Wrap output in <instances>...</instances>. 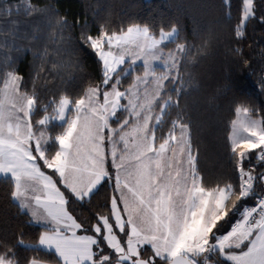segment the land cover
Segmentation results:
<instances>
[{"label":"snow or ice","instance_id":"1","mask_svg":"<svg viewBox=\"0 0 264 264\" xmlns=\"http://www.w3.org/2000/svg\"><path fill=\"white\" fill-rule=\"evenodd\" d=\"M258 9L264 0H240L237 44L249 23L264 25ZM14 11L49 27L59 15L33 0H0V50L25 51L16 42L29 33ZM55 24L63 39L71 26L63 18ZM39 39L37 28L31 40ZM180 40L181 29L162 26L157 34L148 24L119 31L101 25L96 35L82 30L80 42L102 65L101 82L79 98L53 93L47 102L26 90L7 57L0 68V176L10 182L12 200L29 211V226L42 230L33 243L23 233L0 236V264H50L48 255L55 264H222L221 257L264 264V119L231 121L235 178L207 183L182 103L194 81L184 78L190 45ZM169 43L176 46L165 51ZM46 56V49L34 53L41 67ZM126 77L132 82L122 90ZM37 112L43 115L33 122ZM101 195L89 222L74 214L75 205ZM20 248L32 255L22 258Z\"/></svg>","mask_w":264,"mask_h":264},{"label":"trees","instance_id":"2","mask_svg":"<svg viewBox=\"0 0 264 264\" xmlns=\"http://www.w3.org/2000/svg\"><path fill=\"white\" fill-rule=\"evenodd\" d=\"M16 4L18 0H10ZM40 7H51L59 15L49 27L40 17L25 19L13 12L20 21L21 31H27V40L17 41L25 49L17 52L12 48L0 50V68L7 57L14 60V67L24 82L26 90L36 91L41 102H47L55 93L79 98L90 86L101 82L102 65L94 52L80 42L82 30L98 34L101 25L109 31H119L129 24H148L155 33L163 26L181 29V40L190 45L186 54V81H194L182 103L187 105L191 117L190 132L197 156V167L209 184L220 180L234 179V163L230 157L231 121L236 119L237 107L250 109V115L264 119V25L249 23L245 38L237 44L233 25L240 15V0H33ZM227 3V7H226ZM264 9H258V13ZM68 21L69 28L63 30V39L55 19ZM5 21L0 20V26ZM39 28L40 39L31 40L32 32ZM3 39V37H0ZM10 39V37L8 38ZM169 43L166 49H174ZM240 47V56L231 50ZM47 50L41 60L34 53ZM247 61V63L245 62ZM139 72L140 69L138 70ZM39 73V76H37ZM35 81V84L33 83ZM126 77L123 88L131 84ZM2 87V85H0ZM43 115L37 112L33 122ZM56 129L60 124L53 122ZM258 151V150H255ZM259 170V168H257ZM10 182L0 177V236L14 239L23 233L26 243L38 240L42 230L37 225L29 226V214L22 211L10 195ZM104 203V196L96 197L91 204L75 205L74 214L81 221L89 222L91 215ZM106 214V213H105ZM19 255H32L23 248ZM50 264L54 257L48 255ZM202 260V258H199ZM217 258L213 257L215 261ZM222 264H229L219 258Z\"/></svg>","mask_w":264,"mask_h":264},{"label":"rangeland","instance_id":"3","mask_svg":"<svg viewBox=\"0 0 264 264\" xmlns=\"http://www.w3.org/2000/svg\"><path fill=\"white\" fill-rule=\"evenodd\" d=\"M169 49H166L165 48V51H168ZM156 67H160V65L159 64H156ZM136 68H137V70H139V69H142V64L141 63H139L138 62V64L136 65ZM136 74H139V75H142V71L141 72H139V71H137V73ZM128 87V86H127ZM126 87V88H127ZM124 88H122V90H123ZM0 98H2V97H0ZM122 103H126V101H122ZM248 118H250V119H255V120H260L261 118H256V117H253V116H251L250 114H245L243 111H241L239 114L237 113V115H236V119L235 120H237V121H243V120H245V119H248ZM0 177H2V176H0ZM238 251V250H237ZM149 252H150V250H149Z\"/></svg>","mask_w":264,"mask_h":264},{"label":"crops","instance_id":"4","mask_svg":"<svg viewBox=\"0 0 264 264\" xmlns=\"http://www.w3.org/2000/svg\"><path fill=\"white\" fill-rule=\"evenodd\" d=\"M24 211H25L27 214H29V216H30V213H29V211H28L27 209H25Z\"/></svg>","mask_w":264,"mask_h":264}]
</instances>
